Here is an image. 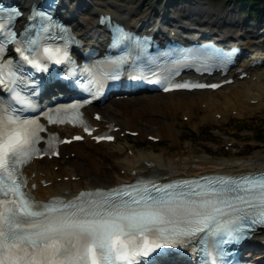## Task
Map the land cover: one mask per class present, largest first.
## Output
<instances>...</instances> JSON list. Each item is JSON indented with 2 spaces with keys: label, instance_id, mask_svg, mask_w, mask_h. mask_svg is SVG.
Listing matches in <instances>:
<instances>
[{
  "label": "snow or ice",
  "instance_id": "snow-or-ice-1",
  "mask_svg": "<svg viewBox=\"0 0 264 264\" xmlns=\"http://www.w3.org/2000/svg\"><path fill=\"white\" fill-rule=\"evenodd\" d=\"M20 15L18 8L0 5V87L8 86L10 91V98L0 97V264H132L138 256L163 253L171 246L186 253L199 252L200 264H228L230 245L238 243L256 225H264V172L243 176L208 174L167 182L156 178L137 180L111 188L81 190L70 199L54 196L47 201L36 200L25 188L27 178L22 166L33 157L52 154L55 146L48 139V147H41L40 142L46 139L41 133L46 128L38 116L24 115L23 110L34 107L33 93L40 85L38 75L49 70L46 61L59 64L70 61L71 56L66 46L53 50L49 43L43 44L41 52L36 47L37 37L27 34L37 15L41 28H51L54 20L50 11L33 8L18 34L14 21ZM100 19L110 23L114 46L126 44L140 52L147 49L150 37L135 35L110 17L102 15ZM61 28L66 30L64 25ZM9 41L16 45L14 53L31 66V75L22 73L12 57L3 59ZM110 59L119 72L130 56L122 53ZM181 59L222 65L231 59V52L208 44L185 51ZM140 70L168 88L196 86L173 82L172 73L165 68L157 67L154 73L145 65ZM17 85L23 87L18 90ZM88 102L73 100L71 105L58 107L79 116L78 107ZM43 114L52 122L51 115ZM69 118L77 123L75 116ZM81 122L86 131L93 130ZM95 138L114 137L105 134ZM72 139L83 137H64L65 141ZM55 154H60L58 149Z\"/></svg>",
  "mask_w": 264,
  "mask_h": 264
},
{
  "label": "bare ground",
  "instance_id": "bare-ground-1",
  "mask_svg": "<svg viewBox=\"0 0 264 264\" xmlns=\"http://www.w3.org/2000/svg\"><path fill=\"white\" fill-rule=\"evenodd\" d=\"M27 3L30 0H23ZM66 12L71 13V9L67 8ZM91 14L80 21L72 19L80 34L85 36L87 33L92 34L100 27L95 24L96 12L106 11L113 16L122 18L127 16L129 21L141 23L148 21L150 23H158L161 18V12L153 8H149L145 13H142L138 7L122 3V0H97L90 7ZM183 8L180 9L178 16L172 19L173 25L181 24L182 26L194 27L197 30L205 32H216L218 34L228 36L231 34L234 40L244 38V32L241 31L239 21L235 18L231 10L220 13H210L206 10L194 9V11L186 12ZM127 26L128 23H125ZM241 33V34H240ZM241 35V37H239ZM90 36L88 40H90ZM258 39H250L249 42L256 43ZM248 41L242 40L245 44ZM253 52L250 57L243 58L231 68L228 74L234 72L235 67H243V71L247 75L240 79L235 76L232 83L225 84L215 90H198L199 94L191 97H175L171 92H156V94H132L128 96L112 97L109 100L108 108L100 106H89L86 109V114L91 122L95 125V132L103 129L105 123L113 122L118 125V129L113 131L115 136H118L122 131L137 130V135L146 136L151 134L157 136L158 139L169 138L172 142H179L177 123L174 118L179 112H182V117H186L188 121H193L192 124L199 126L207 120L224 121L229 118L230 111L235 110L239 116L245 114H253L256 111H264V64L251 66L252 59L264 57L262 52ZM184 92V91H179ZM99 113L100 119H93V113ZM222 113L218 120L214 114ZM198 113H202L199 115ZM156 115L161 116L157 119ZM144 119L146 123H150L154 128V132H149L145 128L136 127L135 119ZM170 118L171 120H167ZM210 118V119H209ZM58 130L61 133L71 136L72 133L78 132L77 129H70L68 126H60ZM90 143V136H86ZM87 141V140H86ZM232 141V140H229ZM106 143L99 142L98 144ZM227 143V142H226ZM229 143V142H228ZM234 153L240 152L236 148L235 141L231 142ZM126 150L124 159H115L111 166L114 171V177L106 176L98 177L96 174L100 169L98 161L91 155V152L86 150L82 145H77V142L62 145L60 156L64 158L63 166H54L52 160L43 158L42 160L34 159L27 167V175L30 178L29 183L34 182L35 188L32 190L35 196L39 199H46L51 195L70 196L80 188H89L94 186L112 185L121 181H129L135 174L144 175L166 173L168 176H186L195 175L202 172L211 171H229L239 172L249 169L261 168L264 166V147L253 152L250 158H242L241 161L233 159L213 160L203 156L193 159L190 157V152L193 151L189 144L185 143L182 154L169 155L162 153H133V150L127 151L124 146H116L112 153L121 154ZM82 158H87L89 163L81 161ZM45 181V184L41 183ZM257 241V239H256ZM264 246L262 241L255 242ZM262 246V247H263ZM260 254H254L255 260L264 259V251Z\"/></svg>",
  "mask_w": 264,
  "mask_h": 264
},
{
  "label": "rangeland",
  "instance_id": "rangeland-1",
  "mask_svg": "<svg viewBox=\"0 0 264 264\" xmlns=\"http://www.w3.org/2000/svg\"><path fill=\"white\" fill-rule=\"evenodd\" d=\"M90 4H95L97 0H87ZM195 4H187L186 2H180L177 5H172L170 8L184 7L186 12H192L194 9L206 10L210 13H220L232 9L234 15L236 14V8L230 4V0H196ZM122 3L127 5H133L139 8L142 13H145L149 8H154V0H122ZM73 5V2L70 4ZM158 10L160 8L158 7ZM89 11L86 10L84 12ZM180 11L177 9L173 11L174 16H177ZM185 12V13H186ZM244 15V14H243ZM86 13H76L77 21L86 17ZM237 18L238 16L235 15ZM264 25V24H263ZM245 26H243V30ZM248 35L256 34L255 28L247 33ZM199 94L198 92H175L173 96L179 97H191L193 95ZM101 106L108 108L109 102L103 103ZM182 112H179L174 118V122L177 123L176 128L178 131V136L180 138L179 142H172L169 138H162L159 141H149L146 136L134 135V136H124L120 133L115 141L109 143H90L87 141H82L77 143V145H82L86 150L91 152V155L98 161L100 169L97 172L98 177H114V171L111 166L115 159H124L126 150H123L121 154L112 153V150L116 146H124L127 151L133 150V153H166L169 155H184L183 150L185 143L189 144L193 151H191L190 157L197 159L203 156L207 159L220 160V159H233L235 161H241L242 158H250L253 152L264 147V111H256L255 113L249 115L245 114L239 116L237 111H230L229 118L224 121L215 122L207 120L203 124L196 126L192 124L193 121H188L186 117H182ZM201 115L202 113H198ZM216 116V117H215ZM222 113L217 112L214 117L218 120L221 118ZM157 119H163L161 116L156 115ZM167 120H171L167 118ZM135 126L147 129L149 132H154L155 128L150 124L146 123L144 119H135ZM136 130V129H135ZM232 140V141H229ZM236 148L240 149V152L234 153L231 148L230 142L234 143ZM227 142V143H226ZM229 142V143H228ZM81 161L88 164L89 160L87 158H82ZM54 166H63L65 160L58 158L53 159ZM258 248V249H257ZM256 254L261 253L260 247H257Z\"/></svg>",
  "mask_w": 264,
  "mask_h": 264
},
{
  "label": "trees",
  "instance_id": "trees-1",
  "mask_svg": "<svg viewBox=\"0 0 264 264\" xmlns=\"http://www.w3.org/2000/svg\"><path fill=\"white\" fill-rule=\"evenodd\" d=\"M231 4L235 5L236 7H243L244 12H248L257 16L258 19L264 20V0H231ZM261 2L262 8L258 9L257 4Z\"/></svg>",
  "mask_w": 264,
  "mask_h": 264
}]
</instances>
